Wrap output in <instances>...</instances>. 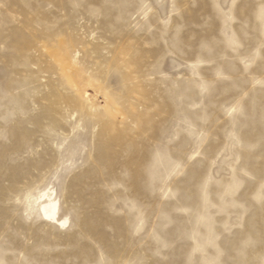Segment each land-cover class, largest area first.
I'll list each match as a JSON object with an SVG mask.
<instances>
[{"label":"rangeland","instance_id":"1","mask_svg":"<svg viewBox=\"0 0 264 264\" xmlns=\"http://www.w3.org/2000/svg\"><path fill=\"white\" fill-rule=\"evenodd\" d=\"M0 264H264V0H0Z\"/></svg>","mask_w":264,"mask_h":264},{"label":"bare ground","instance_id":"2","mask_svg":"<svg viewBox=\"0 0 264 264\" xmlns=\"http://www.w3.org/2000/svg\"><path fill=\"white\" fill-rule=\"evenodd\" d=\"M43 210L49 217L54 218L56 216L57 207L54 203L50 202L48 206H44Z\"/></svg>","mask_w":264,"mask_h":264}]
</instances>
